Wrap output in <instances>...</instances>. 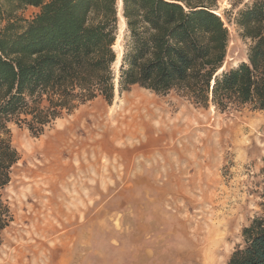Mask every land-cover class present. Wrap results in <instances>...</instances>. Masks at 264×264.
<instances>
[{
	"label": "rangeland",
	"instance_id": "1",
	"mask_svg": "<svg viewBox=\"0 0 264 264\" xmlns=\"http://www.w3.org/2000/svg\"><path fill=\"white\" fill-rule=\"evenodd\" d=\"M251 1L214 3L233 64L248 45L233 18ZM124 28L120 16V61ZM8 128L19 160L5 191L13 220L0 264H227L242 227L263 213L264 110L221 112L178 89L133 85L110 103L79 105L41 135Z\"/></svg>",
	"mask_w": 264,
	"mask_h": 264
},
{
	"label": "trees",
	"instance_id": "2",
	"mask_svg": "<svg viewBox=\"0 0 264 264\" xmlns=\"http://www.w3.org/2000/svg\"><path fill=\"white\" fill-rule=\"evenodd\" d=\"M215 0H0V244L13 220L5 193L19 160L8 123L41 135L55 119L101 96L111 102L138 85L157 94L183 91L201 106L264 110V0L233 23L248 42L228 62L230 33ZM38 11L26 20V7ZM120 16L123 51L114 69ZM264 173V168H263ZM263 213L242 227L227 264H264Z\"/></svg>",
	"mask_w": 264,
	"mask_h": 264
},
{
	"label": "bare ground",
	"instance_id": "3",
	"mask_svg": "<svg viewBox=\"0 0 264 264\" xmlns=\"http://www.w3.org/2000/svg\"><path fill=\"white\" fill-rule=\"evenodd\" d=\"M117 46V44L115 43V47ZM119 58H120V54H118V57H117V60H116V64H118L119 63ZM136 103V102H135ZM122 110V109H121ZM135 110V109H134ZM137 112V111H136ZM113 114V113H112ZM123 116H125V115H123Z\"/></svg>",
	"mask_w": 264,
	"mask_h": 264
}]
</instances>
